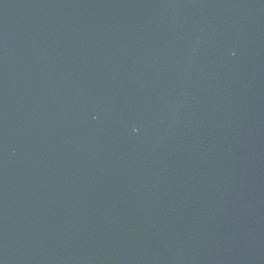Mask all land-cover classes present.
<instances>
[{
    "label": "water",
    "instance_id": "water-1",
    "mask_svg": "<svg viewBox=\"0 0 264 264\" xmlns=\"http://www.w3.org/2000/svg\"><path fill=\"white\" fill-rule=\"evenodd\" d=\"M0 264H264V0H0Z\"/></svg>",
    "mask_w": 264,
    "mask_h": 264
}]
</instances>
